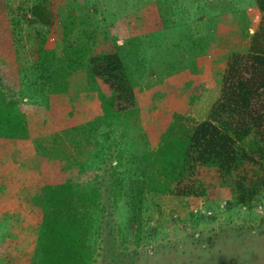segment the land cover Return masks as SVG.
<instances>
[{"label": "rangeland", "instance_id": "374dc122", "mask_svg": "<svg viewBox=\"0 0 264 264\" xmlns=\"http://www.w3.org/2000/svg\"><path fill=\"white\" fill-rule=\"evenodd\" d=\"M32 1L9 0L31 138L13 146L0 139V264H29L39 225L36 197L42 193V179L35 139L42 97L34 84L31 49L36 33L46 27L32 22L25 10ZM45 2L54 16L68 12L76 16L72 39L81 36L91 51L118 50L137 81L135 105L116 123L101 115L96 86L86 79V69L72 71L65 102L84 103L89 112H75V125L60 131L58 145L48 150L61 164L71 165L67 178L99 186L87 239L90 264H264V190L249 207L236 204L237 177L199 165L193 176L210 187L209 196H183L176 186L155 192L146 188L144 168L135 154L152 146L139 139V131L159 111L179 112L191 84L198 90L182 122L192 126L205 118L219 94L228 53L245 50L256 26L254 0ZM55 35L53 25L47 45H54L49 37ZM84 135L93 140L90 145L72 144ZM80 161L90 162V167L77 171ZM252 170L245 165L237 171L253 177ZM187 179L191 178L183 183Z\"/></svg>", "mask_w": 264, "mask_h": 264}, {"label": "trees", "instance_id": "16d2710c", "mask_svg": "<svg viewBox=\"0 0 264 264\" xmlns=\"http://www.w3.org/2000/svg\"><path fill=\"white\" fill-rule=\"evenodd\" d=\"M45 1L33 0L25 8L32 22L46 27L44 32L36 33L31 49L36 71L34 84L39 85L42 97L39 138L35 139L42 193L36 197L40 216L29 264H90L87 239L92 211L98 204L99 186L67 178L65 172L71 165L61 164L60 158H52L48 150L58 145L60 131L75 125V112H89L84 103L67 105L65 102L67 77L72 71L86 69V79L96 86L101 115L116 123L121 121L124 112L134 107L137 81L118 50L91 51L81 36L72 39L76 16L72 12L54 16ZM254 3L258 10L256 26L245 50L228 53L219 94L205 118L192 126L182 122L183 113L198 90L191 84L188 99L179 112L159 111L154 121L140 129L139 139L144 144H152L135 153L144 168L148 190L165 192L176 186L183 196H209L210 187L193 176L199 165L213 167L220 175L237 177L234 179L236 204L249 207L254 197L264 190V0H254ZM11 10L9 0H0V61H3L0 65V139L13 146L18 140L31 137L18 76L21 62L14 46L13 23L9 20ZM15 19L20 21L19 16ZM53 25L56 35L49 39L55 43L47 45V34ZM81 141L84 146L93 142L89 135H84L72 144L78 147ZM14 149L11 148L12 154ZM245 165L253 169V177L238 173ZM78 166L80 171L89 168L90 162L80 161ZM186 178L191 179L183 183Z\"/></svg>", "mask_w": 264, "mask_h": 264}]
</instances>
